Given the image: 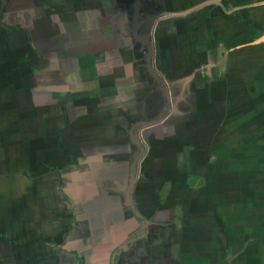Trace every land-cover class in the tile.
I'll return each mask as SVG.
<instances>
[{"label": "rangeland", "instance_id": "374dc122", "mask_svg": "<svg viewBox=\"0 0 264 264\" xmlns=\"http://www.w3.org/2000/svg\"><path fill=\"white\" fill-rule=\"evenodd\" d=\"M83 1L86 5L82 7V0H0V142L3 144H0V160L6 159L10 165L0 168V192L8 198L10 211L16 212L21 200L26 201L25 195L20 194L24 193V183L17 184L15 177L20 170L18 165L34 177L39 165L43 169L46 166L53 169L48 160V154L53 152L47 150L50 143L57 144L58 149L55 151L60 154L66 149V144L73 150L85 144L88 134L118 133L117 118L105 117L107 110L114 109L96 104H91L88 109L82 101L72 107V98L69 96L70 89H73L70 85L78 89L75 88L79 86L77 76L82 73L94 75L93 80L86 82L90 90L101 87L104 83L109 87L107 83H111L112 87L109 88L113 90H105L100 99L114 101L115 104L130 95L115 90L114 85L121 86V77L124 82L127 80V85L137 84L139 97L137 100L133 98L127 107L131 108L135 115L139 111L137 116L138 120H141L130 129L133 137L137 139L130 142L132 154L135 155L129 156L126 182L129 183L135 178L134 193L141 197L142 202L141 206L133 201L123 205L126 217H135V227L131 234L136 240L130 239L131 235L128 236L127 242L131 249L136 250L134 259H137L139 264H144L147 254L150 256L155 252L147 247L150 242L146 235L149 224L144 215L146 212L143 211H148L150 202L153 201L155 208L159 207L153 211L154 215L162 209L164 219H168L166 213H170L176 224L178 221L183 223L186 213L192 214L189 225L201 231L193 229L194 235L186 237V247L196 246V251L190 249L183 252L186 259L196 256L202 264H264V246H258L256 235L261 227L257 211L260 208L264 217V200L260 204L258 202L255 209L257 211L254 213L252 204L249 205L246 199L250 195L254 202H257L259 195L256 189L259 184L264 187V141L258 139V135L257 138H251L249 134L243 133L251 123V116L255 114L258 118L257 75L250 72L244 77L246 89L241 91V87H245L241 84L243 79L237 77L241 68L237 63L233 65L231 61L232 86H228L229 92L226 93L223 90L225 87L218 85L216 101L218 106L223 104L225 107L230 96L232 99L241 100V104L235 102V105H239L237 114L235 110L230 109L229 121L224 120L223 115L214 120L215 123L205 121L204 117H197L202 111L208 112V109H201L199 106V98L208 99L210 95L208 91L207 95L205 92L195 91L198 87L196 81L209 83V76L214 77V73H219L218 78L225 80L227 77L222 71L228 67L226 63L230 54L225 41L221 42L218 48H212L215 56L212 61L208 59V55L201 57L197 54V47L192 43L194 37L189 33L196 30L194 27L198 18L195 21L194 17L199 13H171L167 9L169 14H165L167 6L163 8L162 0H116L123 14L124 26L121 28L128 36V42H134L130 41L132 53L126 56L125 52L120 50V57L119 52H114L117 41L103 40L102 36L95 32L103 18L111 20L108 17H111L109 15L113 4L110 0ZM111 1L113 3V0ZM172 2L175 3L174 0ZM190 2L192 0H188L184 6L188 7ZM104 5L108 7L105 8ZM175 5L178 6L174 11L183 7ZM191 14L192 18H187ZM151 15L156 17L153 23L150 21ZM187 19H190V26L185 27ZM69 20L75 26L78 25V31L86 29L83 36H75L68 30L64 22ZM208 22L203 25L204 34L208 32ZM150 23L152 27L149 30ZM146 26L148 30H145ZM161 29L165 30L163 38ZM108 31L109 29L104 30V34ZM154 32L155 37L152 36ZM148 39H151L152 43ZM204 46L210 47L209 44ZM99 50L105 52L108 58L102 61ZM172 64L178 66L179 70L171 72ZM148 69L158 75L161 81L159 85ZM164 71L169 78L163 77ZM95 80L97 85H94ZM114 80L118 83L113 82ZM134 80L137 82L133 83ZM236 85L239 86L238 92ZM206 86L208 87L207 84ZM81 89L86 90L85 86ZM153 93L154 96H163L165 109L154 114L161 108L153 107L152 113L148 114L143 110H146L148 105L154 106L150 101ZM211 98L214 99L213 94ZM95 99L98 98L86 95L84 100L92 102ZM79 101L74 98L75 104ZM117 109L121 111L120 107ZM219 111H222V107ZM145 120L149 121L143 123ZM257 128V125L251 124L247 132L253 131L256 136ZM228 130L234 133V138L225 137ZM61 132L64 133L63 140L59 135L58 138H52ZM75 136L78 137V142H75ZM216 137L218 141L215 140ZM4 144H8V147H3ZM134 144L138 146L136 149ZM226 144L229 146L228 153L225 152ZM82 158L86 163L88 160L96 161L99 157L87 154ZM12 161L14 163H11ZM61 162L53 160L52 164ZM12 164L14 166L11 173ZM145 167L149 168V172L144 170ZM200 172L201 175L197 177ZM205 178H208L206 186L198 189L197 182ZM259 179L261 181L258 183ZM48 182L49 179L43 181L44 184ZM128 183L124 190L129 188ZM36 184L32 182L25 190L33 191L32 196L39 200ZM144 185L147 198L145 194H141ZM35 214H39V211ZM158 214L161 216V213ZM151 219L154 227L162 226L168 221L157 220L159 218L156 216ZM115 261V256H111L110 264Z\"/></svg>", "mask_w": 264, "mask_h": 264}, {"label": "crops", "instance_id": "0c3cea01", "mask_svg": "<svg viewBox=\"0 0 264 264\" xmlns=\"http://www.w3.org/2000/svg\"><path fill=\"white\" fill-rule=\"evenodd\" d=\"M187 2L188 0H186ZM190 3L181 12L199 13L197 17L196 15L194 17L195 21L198 18V23L194 27L196 30L194 29L189 33L194 37L192 43H195L194 45L197 47V54L201 57L208 55V59L212 61L213 57L215 58L212 48H218L221 46L220 43L224 41L225 44H228V53L230 54L228 57L230 59L226 63L228 67L226 66V70L222 71V74L227 77L225 80L218 78L219 73H214V77L209 76V83L198 81V84L196 82L198 87L195 91L205 92V95L209 92L208 95H210L208 99L199 98L201 103L199 106H201V109L205 107L208 112L203 113L202 111V115L199 113L197 117H204L205 121L215 123L216 121H213L222 115L224 120L229 121L228 114L233 110L237 114V105L241 104V100L232 99L230 96V100H228L225 107L223 104L218 106L216 101L218 85L225 87L223 90L226 93L229 92V87L232 86L230 85L232 80L230 72L231 61H233V65L237 63V66L241 68L239 70L241 73L237 76L243 79L241 84L245 86L241 87V91L246 89L244 77L246 78L250 72L256 74L259 79L256 87V93H258L256 100L259 108L258 118L254 116L255 114L251 116L252 119L249 117L251 119L249 126L251 124L258 126L257 132L255 131L256 136L253 135V131L247 132L249 131V126L243 133L249 134L248 136H251V138H257L258 135V139L264 141V0H192ZM104 6L105 8L108 7L107 5ZM168 11L171 10L168 9ZM111 14L114 18L119 19L120 17V14L114 11ZM111 17L108 18L110 19ZM113 17L112 19L114 20ZM104 19L103 21L106 20V23L111 21L107 20V17ZM207 22L209 23L207 24L208 32L204 34L202 29ZM108 29L110 30V27ZM209 40L212 41L208 42ZM207 43L210 47L213 44V47L204 46V44L208 45ZM120 47L121 43L118 44L114 52H119L121 57ZM102 56L106 58V54ZM101 60H104L103 57ZM207 74L209 75V73ZM77 78L79 86L75 88L78 89H74L72 84L70 88L73 90L71 91L69 88L71 92L69 98H72L73 102L72 107L79 105L82 101L87 105L88 109L91 104L114 109L107 110L105 117L117 118L118 133L107 134L99 132L88 134L85 144H82L79 148L77 147L76 150L70 149L72 147L68 146L66 141V149L60 154L55 151L58 149L57 144L52 145L50 143L48 148L43 145L47 150L55 152L54 154L51 152L50 155L47 152L48 160L51 162L50 165L53 169L47 166L43 169L39 165L34 177L29 174V171L27 172L26 169L21 168L20 165L17 166L20 170L15 177L18 181L17 184L24 183L22 189L24 193L20 192V194L25 195L26 201L23 202L21 200L18 210L11 212L7 204L8 198L6 199L4 193L0 192V264H110L111 256L116 258L114 264H139V261L134 259L136 250L131 249L127 245L128 236L132 235L131 233L135 227L133 223L135 217H126L127 215L123 211V205L125 204H131L132 201L134 204L142 202L141 197L134 193L135 178L129 183L126 182V174L130 165L129 156L132 154L131 143L125 134V129L130 125V119L134 116L131 108L128 109L127 107L133 94L132 84H125L128 83L127 80L124 82L119 77L121 86L114 85L115 90L121 91L122 94L130 93V95L125 96L119 101V104H115L114 101L100 99V95L105 94V90L112 89L109 88L111 83H107L109 87L104 83L103 86L94 87L90 90L86 82L89 79H94L93 74L82 73ZM116 82L118 83V81ZM95 84L97 85L96 80L94 81ZM83 86L86 88L85 91L81 89ZM98 86H100L99 83ZM238 87L236 88L237 92L239 91ZM86 91L91 93H86ZM211 94L214 95V99L211 98ZM86 95L90 97L96 96L98 99L87 102L84 100ZM74 98L80 101L75 104ZM236 101L239 102L237 105H235ZM119 107L121 111L117 109ZM221 107L222 111H219ZM246 122L247 120L244 123ZM248 122L250 121L248 120ZM81 133L82 137H84L82 130ZM62 134L64 133H58L52 138H58L59 135V138L63 140L64 136ZM233 135L234 133H230L228 130L225 137L232 139L234 138ZM217 139L218 137L215 138L216 141H218ZM100 140L103 142H100ZM75 142H78V140ZM0 144L1 146L3 145L1 142ZM226 145L225 152L228 153L229 146L228 144ZM3 147H8V144H4ZM87 154L96 155L99 158L96 161L95 159L88 160L84 163L82 157L87 156ZM80 158L82 162H80ZM53 160L62 162L60 164L56 163V165L52 164ZM11 163L14 162L12 161ZM5 166L10 167L6 159L1 162L0 168ZM13 166L14 164H12L11 173ZM45 172L46 174H44ZM1 173L4 174L3 171ZM44 179L46 181L49 179L48 184L43 183ZM207 181L208 178L198 181L196 184L197 188L205 187ZM260 181L259 179L257 182L259 183ZM32 182L37 183L35 188L38 189L39 200L32 196L33 191L25 190ZM127 183L129 188L124 190ZM258 187L256 189L257 195H259L257 202H254L255 200L250 195L246 198L248 204H252L254 213L257 211L255 209H257L258 202L260 204L264 200V187H261V184ZM145 188L146 186L144 185L141 194H145L147 198ZM151 198L153 199V197ZM155 209H159V207L155 208V204L152 201L149 209H147L148 211L143 210L146 212L144 215L150 226V228L149 226L147 227L146 235L150 239L151 244L149 242L147 247H150V251H155L150 256L149 253L147 254L144 264H202L199 259L195 258L196 256L186 259L183 254L185 250L196 251L194 249L195 245L186 247L188 243L186 237L194 235L195 231H201L200 229L197 230L195 226L191 227L189 225V218L192 214L186 213L183 223L178 221L176 224L171 219L170 213H166L168 219H164V214L161 212L162 209L158 210L154 215L153 211ZM36 211H39V214H35ZM158 213H161V216ZM257 214L258 219H263V222L260 220L259 224H261V227L256 234L259 242L258 246H264L263 211L259 208ZM154 216L159 218L157 220L161 219L163 222L168 220L165 221L167 224L164 222L162 226L154 227L151 219ZM31 222L34 224L32 225ZM172 235L175 237L173 236L172 238ZM132 238L136 240L133 235L130 239ZM256 242L254 241L255 244ZM189 244L191 243L189 242ZM147 252L148 249L146 250ZM259 252L262 253V251ZM112 253L114 254L112 255Z\"/></svg>", "mask_w": 264, "mask_h": 264}, {"label": "flooded vegetation", "instance_id": "af4514ba", "mask_svg": "<svg viewBox=\"0 0 264 264\" xmlns=\"http://www.w3.org/2000/svg\"><path fill=\"white\" fill-rule=\"evenodd\" d=\"M98 1V0H97ZM163 1V8H165L166 6V9L165 10H167V9H170L171 11H173V12H181V11H183V10H185V7L186 6H184L185 5V3H186V0H185V2H183V0H174V2L175 3H173L172 1L173 0H162ZM98 2H100V0L98 1ZM110 2H111V4H113L112 5V10H111V12H116V13H118V14H120V17H119V19L118 18H114V20L112 19V17L110 18L111 19V21H109L110 23H106L105 21H102V23L100 22V24L98 25V27H97V29H96V31L95 32H97V33H99L101 36H102V38H103V40L104 39H107L109 42H111V41H117L116 42V45H117V47H118V44L119 43H121V47H120V50H122V51H124L125 52V55L127 56V55H129V54H131L132 53V51L130 50V48H132V43H134L132 40H130V41H132V43L129 41L128 42V40H127V38H128V36L127 35H125V30H122V28H121V26H124V22L122 21V10H121V8H120V5L119 4H117L116 3V0H113V3H112V1L110 0ZM166 4H168V5H166ZM175 4H179V5H183V7L182 8H180L179 10H176V11H174L173 9L176 7V6H178V5H175ZM86 4H84V1L82 0V7L83 6H85ZM150 8V7H149ZM151 9V8H150ZM111 12H110V15L109 16H112V14H111ZM194 15V14H193ZM192 18V14L191 15H188L187 16V18ZM150 18H152V15H151V17ZM121 19V21H122V23H121V21H119ZM190 19H187V20H185L186 21V23H185V27H187L188 25L190 26V21H189ZM70 21V20H69ZM64 22V25L68 28V30H71L72 31V33L73 34H75V36H78V35H82L83 36V34H84V32H86V29H84L83 28V31L82 32H80V31H78L77 29H79L78 28V25L77 26H75V24L72 22V21H70V22ZM133 22V21H132ZM132 22H131V24H130V26L132 25ZM63 23V22H62ZM67 24V25H66ZM144 25H145V23H144ZM110 27V30L106 33V35L104 34V30H107L108 28ZM130 28V27H129ZM82 30V29H81ZM89 30V29H88ZM129 30V29H128ZM164 32H165V30H163V29H161V34H162V38H163V36H164ZM127 36V37H126ZM152 36L153 37H155V32L152 34ZM153 37H152V40H153ZM129 39V38H128ZM164 39H165V37H164ZM118 40H119V43H118ZM159 40V39H158ZM185 40H186V38H185ZM148 41L150 42V43H152V41H151V39H148ZM144 42V41H143ZM155 42H156V38H155ZM131 45V46H130ZM146 45L148 46V43H146ZM168 47V46H167ZM100 51V50H99ZM167 51H169V47L167 48ZM157 52V51H156ZM165 53V52H164ZM180 53V52H179ZM99 54L100 55H105L106 53L105 52H102V51H100L99 52ZM155 54V53H154ZM157 54L158 55H160L158 52H157ZM167 54V53H166ZM193 55L195 56V54L193 53ZM103 57V59L105 60L106 58H108L107 57V54H106V58L104 57V56H102ZM159 57V56H158ZM82 58V57H81ZM37 61H39V59L37 60ZM173 66H172V68H171V72H173V71H178L179 70V67L178 66H176V65H174V64H172ZM186 67H188V66H186ZM149 70V72L151 73L152 71L150 70V69H148ZM166 76H165V75ZM152 77H154L155 79H156V82H157V84L159 85V83L161 82V81H159V77H158V75H155L153 72L150 74ZM157 76V77H156ZM169 75H167V72H163V77H165L166 79L167 78H169L168 77ZM171 76V75H170ZM135 82H137V80H134L133 81V83H135ZM196 82H198V81H196ZM162 85V84H161ZM136 86H137V84L135 83L134 85L132 84V91H133V94H132V97H131V99L130 100H132L133 98H135V100H137L138 99V97H139V93H138V91H136ZM157 86V85H156ZM152 96V99L150 100L151 101V103H154V106H146V110H143V111H145L146 113H148V114H150V113H152V111L154 110V108L153 107H155V109H157L158 108V106H160V108H161V110L160 111H156L154 114H156V113H161L162 111H163V108L165 109V107H163V105H164V103H163V96L162 95H155L154 96V93H153V95H151ZM144 98H151V97H144ZM143 98V99H144ZM155 101H156V103H155ZM150 103V104H151ZM155 105H157V106H155ZM143 111H141L142 112V116H143ZM139 112V111H138ZM138 112H137V114L135 115L134 114V116L132 117V119H130L131 120V123H130V125H128L129 127H126V129H125V134L127 135V137H128V140L130 141V142H132L133 141V139H137V137H133V135L131 134V131H130V129H132L133 127H135V126H133L134 124H138L140 121L138 120ZM147 121H149V120H145V121H142L143 123H146ZM149 123V122H148ZM182 126V125H181ZM175 132L177 131L176 129L174 130ZM174 133V132H173ZM179 133V132H178ZM177 133V134H178ZM178 137H179V135H178ZM78 139V137H76L75 136V140H77ZM156 143V142H155ZM137 145H138V143H136ZM136 144H134V147H135V149L138 147ZM149 144V143H148ZM153 144V143H152ZM133 155V154H132ZM134 155H135V153H134ZM133 155V156H134ZM146 168H148V167H145V169L144 170H146L147 172H149V168L148 169H146Z\"/></svg>", "mask_w": 264, "mask_h": 264}, {"label": "water", "instance_id": "95a60500", "mask_svg": "<svg viewBox=\"0 0 264 264\" xmlns=\"http://www.w3.org/2000/svg\"><path fill=\"white\" fill-rule=\"evenodd\" d=\"M164 12H165V14H169V12L166 11V10H165ZM171 13H172V12H171ZM155 18H156V17H152V18H151L152 20H150V21L153 22V20H154ZM150 24H151V23H150ZM145 25H146V24H145ZM148 27H149V24H148ZM148 27L146 26V27H145V30H148ZM149 30H150V27H149ZM149 48H151V45H149ZM151 49H152V48H151ZM148 51H150V50H148Z\"/></svg>", "mask_w": 264, "mask_h": 264}, {"label": "bare ground", "instance_id": "6f19581e", "mask_svg": "<svg viewBox=\"0 0 264 264\" xmlns=\"http://www.w3.org/2000/svg\"><path fill=\"white\" fill-rule=\"evenodd\" d=\"M150 19H151V18H150ZM153 22H155V21H153ZM153 22H152V23H153ZM152 25H153V24H152ZM149 27H150V29H151V27H152L151 24L149 25Z\"/></svg>", "mask_w": 264, "mask_h": 264}]
</instances>
